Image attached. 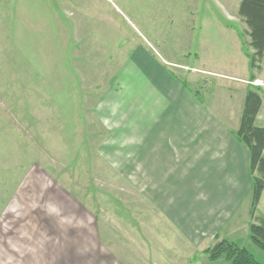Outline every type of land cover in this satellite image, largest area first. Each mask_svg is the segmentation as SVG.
Returning a JSON list of instances; mask_svg holds the SVG:
<instances>
[{
  "label": "rangeland",
  "instance_id": "rangeland-1",
  "mask_svg": "<svg viewBox=\"0 0 264 264\" xmlns=\"http://www.w3.org/2000/svg\"><path fill=\"white\" fill-rule=\"evenodd\" d=\"M238 1L0 0V264H230L220 239L264 262L236 130L121 104L131 59L156 58L204 103L232 95L225 127L257 89L264 125Z\"/></svg>",
  "mask_w": 264,
  "mask_h": 264
},
{
  "label": "trees",
  "instance_id": "trees-1",
  "mask_svg": "<svg viewBox=\"0 0 264 264\" xmlns=\"http://www.w3.org/2000/svg\"><path fill=\"white\" fill-rule=\"evenodd\" d=\"M237 12L247 27L248 46L252 49L248 54L250 68L260 71L264 59V0H240ZM261 102V94L257 89L246 90L235 136L249 154L251 217L254 220L249 226V237L264 251V216L254 215V207L264 189V127L257 122ZM205 252L211 260L222 257L230 264H264L257 261L245 247L227 239L216 241Z\"/></svg>",
  "mask_w": 264,
  "mask_h": 264
},
{
  "label": "crops",
  "instance_id": "crops-1",
  "mask_svg": "<svg viewBox=\"0 0 264 264\" xmlns=\"http://www.w3.org/2000/svg\"><path fill=\"white\" fill-rule=\"evenodd\" d=\"M239 2L240 0L238 1L237 6ZM141 49L145 56L146 55L145 53H147L148 51L146 49L144 50L143 48ZM152 61L155 62L157 67L162 68L164 72L162 76H159L156 70H148L147 68H145V66L142 67L141 62L139 63V61L137 60L132 61L131 59V63H132V66L130 68L131 71L124 73V77L121 78L122 82H125L126 84H129L131 86L130 90H129V86L124 88V92L126 93L123 96L124 102L121 104L126 108L125 110H139V112L137 113L143 112V110H198V111L202 110L203 112L201 111V113L202 114L204 113V115L212 117L215 120V124L217 125V127L220 128L221 130L223 129L236 130L238 128L239 117L241 114L243 99L246 91L244 92L240 108L236 107V110H240L238 118L235 119L236 121L238 120L236 128L230 125V124H235L234 121L233 123L228 124L229 127H225L224 125H222V123H224L223 121L226 120L224 110H232L231 106L233 100L232 99L229 100V98H231L232 95L229 96V94L223 91L222 92L223 98L221 100V103H219V99L218 102L216 100V101H212V103L210 104L209 103L207 104V102L204 103V101H202L195 93H193V89H194L193 87L191 86L187 87L182 85L181 81H179L177 77L170 76L167 72H165V70L163 69L164 63L162 62V60L160 61L158 59L156 60V58H153ZM116 78L117 76L114 77V80ZM160 78L163 79V82L160 81ZM112 80L113 79L110 78L108 82H112ZM100 88L101 86L96 89H100ZM129 91H131V94H129ZM196 92L198 91L196 90ZM226 100L229 101L225 102ZM262 108H263V99L259 110H262ZM140 115L142 114L140 113ZM143 118L144 117L142 116V120ZM262 126L264 127V125ZM234 140L236 144L239 147L241 146V149H243L246 153V171L248 174V180L250 186L249 189L251 191L252 186H251V176L249 174V168H248V157H249L248 150L243 144H241L237 140V138ZM136 146L140 149L139 143H136ZM174 152L175 151L172 150L173 154ZM142 155L141 158L144 159Z\"/></svg>",
  "mask_w": 264,
  "mask_h": 264
}]
</instances>
